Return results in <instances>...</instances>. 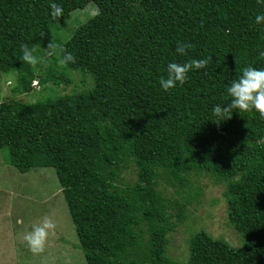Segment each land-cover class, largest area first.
Returning <instances> with one entry per match:
<instances>
[{
  "label": "trees",
  "instance_id": "16d2710c",
  "mask_svg": "<svg viewBox=\"0 0 264 264\" xmlns=\"http://www.w3.org/2000/svg\"><path fill=\"white\" fill-rule=\"evenodd\" d=\"M51 2L0 0V85L5 77L2 85L35 99L5 101L0 93V151L22 174L54 169L85 264H264V119L254 110L224 120L212 113L230 103L227 88L245 66L264 69V24L255 23L264 5L54 0L63 8L54 20ZM89 3L96 14L59 42L53 25ZM50 40L76 62L61 67L48 55ZM178 42L192 46L187 55L176 53ZM24 45L40 58L35 67L22 60ZM206 57L183 85L161 88L170 62ZM75 73L86 88L55 89ZM193 176L223 186L241 246L199 230L178 262L167 254V235L198 200L199 188L187 190ZM159 185L189 197L173 204Z\"/></svg>",
  "mask_w": 264,
  "mask_h": 264
},
{
  "label": "rangeland",
  "instance_id": "374dc122",
  "mask_svg": "<svg viewBox=\"0 0 264 264\" xmlns=\"http://www.w3.org/2000/svg\"><path fill=\"white\" fill-rule=\"evenodd\" d=\"M96 12L97 8L93 3L72 12L67 21L53 25L55 38L59 42L69 38L74 30L94 16ZM40 73L41 75L46 73L45 68ZM71 80V83L60 82L55 89L60 93H72L74 90H82L88 86L77 73L71 75ZM5 81L4 77L1 85ZM1 85L0 93L5 101L14 99L21 102L35 101L33 96L13 93L14 83L7 82L6 85ZM50 85L48 82L45 86ZM125 176L134 182L132 172ZM189 181L187 190L193 193L196 188H199L200 191L197 190V192L200 195L198 200H192L190 206L185 208L183 222L177 224L167 235V254L170 258L184 262L187 256L189 236L199 230L213 237H223L234 247H240V237L228 223L223 186L207 176H193L189 178ZM159 190L173 204L177 201L182 203L180 199L189 197L182 192L179 195L176 188H169L166 185H159ZM178 209L174 206L170 212L176 215L179 213ZM45 216L52 219L56 228L54 233L49 235L45 251L42 254H33L23 241V235ZM173 220L175 221V217ZM0 264H85L84 254L79 247L54 169L38 168L22 174L5 163L4 154L1 151Z\"/></svg>",
  "mask_w": 264,
  "mask_h": 264
},
{
  "label": "clouds",
  "instance_id": "9594fccd",
  "mask_svg": "<svg viewBox=\"0 0 264 264\" xmlns=\"http://www.w3.org/2000/svg\"><path fill=\"white\" fill-rule=\"evenodd\" d=\"M257 4L264 5V0H257ZM49 7L51 9V17L54 20H58L63 14L62 6L53 0ZM255 23L257 25L264 24V13L256 15ZM41 36L44 37L45 33H41ZM57 47L58 45L50 40L47 50L49 56L57 55V63L61 67H67L76 62V57L71 52L60 48L59 53H57ZM191 47L190 44L178 42L175 51L183 56L187 55V51ZM260 55L264 57V50H260ZM22 60L33 67L41 62L40 58L35 56L33 50L27 45L22 47ZM211 60L212 57H206L190 60L183 64L170 62L167 65V78L162 77L159 80L161 88L168 92L176 88L178 84L183 85L187 81L190 71L204 69ZM227 93L231 97L230 103L226 106L217 104L212 108L213 115L219 120H224L226 117L231 119L232 116L228 114L233 110L239 113L252 112L254 110L261 119H264V69L245 66L238 79L231 82L227 88ZM55 228L56 225L52 219L45 216L38 223L33 224L31 230L23 235V241L33 254H42L45 251L49 235L54 233Z\"/></svg>",
  "mask_w": 264,
  "mask_h": 264
}]
</instances>
